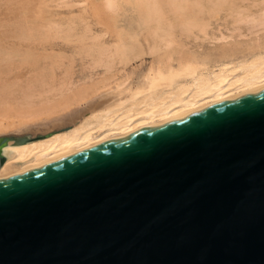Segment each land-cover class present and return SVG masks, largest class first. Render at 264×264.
Returning a JSON list of instances; mask_svg holds the SVG:
<instances>
[{
	"label": "water",
	"instance_id": "95a60500",
	"mask_svg": "<svg viewBox=\"0 0 264 264\" xmlns=\"http://www.w3.org/2000/svg\"><path fill=\"white\" fill-rule=\"evenodd\" d=\"M0 264H264V88L1 178Z\"/></svg>",
	"mask_w": 264,
	"mask_h": 264
},
{
	"label": "bare ground",
	"instance_id": "6f19581e",
	"mask_svg": "<svg viewBox=\"0 0 264 264\" xmlns=\"http://www.w3.org/2000/svg\"><path fill=\"white\" fill-rule=\"evenodd\" d=\"M102 1L108 15L117 19L120 15L118 12L121 11L118 0ZM130 1L134 6L133 13L139 15L141 23L154 24L150 35L155 40L148 44V53L138 43L137 31L128 35L131 41L137 42L135 44L129 43L124 37L120 38L121 30H114L119 37L116 41L100 40L107 35L108 28L110 29L109 17H105L110 22L109 25L104 24L108 26L107 32L92 33L88 38L91 40L90 44L82 42L85 48L97 45V55L94 56L92 67L103 68V77L95 81L90 80L91 76H88L89 81L78 85L69 83L64 86L62 83L61 89L69 91L61 92V96L69 94L72 102L76 97L83 96L77 98L78 101L72 105H69L68 102L71 101L66 99L64 106L67 110L62 114L58 112L57 116L55 114L49 118L50 112H47L49 114L45 113L46 119L42 117L44 113L41 112L39 117L44 118L45 122L50 119L44 124L39 121L42 123L35 122L36 125L34 123L28 127L14 129L17 130L16 133L26 132V136L0 137L3 141L0 142V179L94 148L176 116L192 113L229 96L264 88V0H252L256 11H248L250 9L245 10V7L238 6V0H208V4L204 1L203 5H209V11L213 10L214 16L225 6L230 8L227 12L236 15L230 26L224 27L228 33L222 31L224 28L220 29L221 25L214 26L212 18L215 17L212 15L208 18L202 17V8L200 11L193 9V5H198L201 0ZM104 10H99L100 14H103ZM209 11L206 13H211ZM46 25L48 28L54 27L57 32L60 30V26L53 22ZM141 27L143 26L139 28ZM111 29L109 31H112ZM190 38L194 42L186 43ZM146 54L152 56L153 60L142 77L134 83L132 77L135 70L129 71L130 67L125 68L133 61L140 62L136 65L141 66ZM115 63L120 68L116 69ZM134 67L136 69L137 66ZM119 72L121 74L116 75ZM35 83L23 91L19 102L16 100L15 104L6 98L7 96H2L3 90H0V114L18 108L31 109L34 99L38 101V98L42 97V94H35L38 88L43 84L53 88L45 81L36 80ZM100 89L101 91H98ZM88 90H92L91 93L87 94ZM50 103L41 99L40 103L34 106L36 111H53L50 109ZM6 126L7 124L1 123L0 131Z\"/></svg>",
	"mask_w": 264,
	"mask_h": 264
},
{
	"label": "rangeland",
	"instance_id": "374dc122",
	"mask_svg": "<svg viewBox=\"0 0 264 264\" xmlns=\"http://www.w3.org/2000/svg\"><path fill=\"white\" fill-rule=\"evenodd\" d=\"M128 1H125L126 3L128 2L126 5L124 0H118V4L121 6H119L121 11L119 9L120 12H118V15H120L119 17L116 16V19L115 17H110L107 11L104 10L102 0H0V90H3L1 91V95L7 96L6 98H9L10 101L15 104L16 100L19 102L21 95H23V91L27 90L32 83H35L36 80L45 81L53 86L52 89H50V87L46 84H43L41 87L39 86L40 88L37 87L38 92H35V94H42V97H39L38 101L37 99H34V105L39 104L41 99L50 101V104H52L50 109H53V111L49 109L47 111H36L37 109L34 105L31 106V109L18 108L13 111L8 110V112L0 114V124H7L6 128H4L2 132L0 131V137L26 136V132L22 131L23 133H16L17 130L14 131V129L23 128L25 126L28 127L29 125H34L35 122L40 123L39 121H42L43 123H41L44 124L50 120L48 119L45 122L44 118L47 119L46 115L49 114L47 112H50L48 115L49 118L55 114L57 116L58 112H60L59 114H62L65 110H67L64 106L66 103L64 104V102L69 100L71 103L68 102V104L72 105L74 102L78 101L77 98H81L83 96L81 95V97H76L73 102L68 93L66 96H61V94L65 93V91H69L61 89L62 83H64V86L69 83L78 85L83 81H89V78H87L88 76H91L90 80L92 79L95 81L103 77V68L92 67L94 56L97 55V45H91V47L89 46L90 48H85L83 43L90 44L91 40H88V38L91 34L106 31V26L109 25L110 22L109 27L110 29L113 27L111 29L113 33L112 31H109L110 29L108 28L107 35L100 40L103 42L116 41L119 37H117L115 33L118 32V30H121L120 38L124 37V39H127L129 43L135 44L137 42L131 41L129 36L137 31V41L142 45V49L148 53V44L155 40L151 37L152 32H150L152 31L151 29H153L152 27H154V24L150 23L146 25L145 23H141L139 15H135L133 13L135 12L133 10L134 6L130 4V0ZM204 1L208 2V0H201L198 5H193L194 7L192 6L193 9H198V11H200L202 8L201 16L204 18H208L210 15L215 17L216 19L212 18L213 20H211L214 26H217L218 24L221 25V30L224 27H229V24L234 21L233 18L236 17L234 13L231 14L230 12H227V9L230 8L225 6L221 12L217 13L218 15L214 16V11H209V5H207L209 2H206L207 4L203 5L205 4L203 3ZM250 1L244 0L243 2V0H238L236 1V4L238 6H242L243 8L245 7V10L248 8L250 9L248 11H256V6L252 5V0ZM252 6L254 8H252ZM92 8H94L93 11ZM95 8H97V10ZM98 9L101 11L104 10L102 13L104 14L106 12L105 16L100 14L101 11L99 12ZM124 10H126V12ZM127 11L129 12L127 13ZM208 11L211 13H206ZM229 16H231V18ZM105 17H109L110 22H108V18L105 19ZM223 17H225V19ZM102 21L108 23H104ZM48 22L58 24L60 26V30L57 32L54 27L50 26L48 28V25H46ZM36 25L39 26L36 27ZM139 25L143 27L139 28ZM87 26L90 27L87 28ZM50 29L51 31H49ZM114 30L117 31L115 32ZM147 30L149 32H147ZM222 31L226 32L227 30L224 28ZM226 33H228V31ZM235 33V36L233 35L234 38L237 37ZM187 42L194 41L190 38L186 40V43ZM93 44H95V42H93ZM144 58V62L142 63L143 65L140 64L141 66H138L136 64H139L140 62L133 61L134 63L131 62L125 68L129 69L130 67L131 70L129 69V71L135 70L132 77V79L134 78L132 80L134 83L138 81V78L140 79L142 77L143 72L149 67L148 65H150L153 60V57L147 54ZM115 64L114 67H117L116 69L120 68L118 64ZM134 66H137L136 69ZM112 69L114 70V68ZM119 74L121 73H116V75ZM99 86H101V84H99ZM91 91L92 90H88L87 94L91 93ZM98 91H101V89ZM102 91L104 90L102 89ZM10 106H12V104ZM41 112L44 113H42L44 121L42 117H39ZM5 116L9 119H5ZM16 121L18 122L16 123ZM29 135L33 134L29 133Z\"/></svg>",
	"mask_w": 264,
	"mask_h": 264
}]
</instances>
